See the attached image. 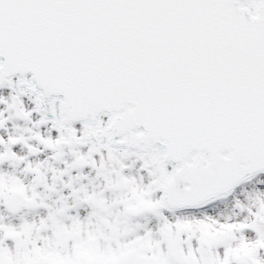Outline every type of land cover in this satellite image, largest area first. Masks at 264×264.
<instances>
[{"label": "snow or ice", "instance_id": "1", "mask_svg": "<svg viewBox=\"0 0 264 264\" xmlns=\"http://www.w3.org/2000/svg\"><path fill=\"white\" fill-rule=\"evenodd\" d=\"M0 264H264V0H0Z\"/></svg>", "mask_w": 264, "mask_h": 264}]
</instances>
